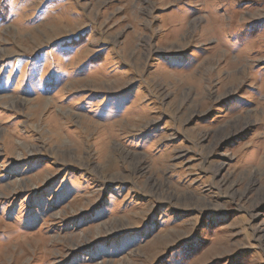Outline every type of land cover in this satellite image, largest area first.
Returning a JSON list of instances; mask_svg holds the SVG:
<instances>
[{"label": "rangeland", "instance_id": "1", "mask_svg": "<svg viewBox=\"0 0 264 264\" xmlns=\"http://www.w3.org/2000/svg\"><path fill=\"white\" fill-rule=\"evenodd\" d=\"M264 0H0V264H264Z\"/></svg>", "mask_w": 264, "mask_h": 264}, {"label": "crops", "instance_id": "2", "mask_svg": "<svg viewBox=\"0 0 264 264\" xmlns=\"http://www.w3.org/2000/svg\"><path fill=\"white\" fill-rule=\"evenodd\" d=\"M261 71H263L261 73V76H260L261 79L256 83L255 91H256V94L259 95L260 98L263 100V102H262L263 106H262V108L259 109V112H261V115H263L262 119L264 121V70H261ZM262 129L263 130H261V131L264 132V124H263V128ZM263 158H264V156H263Z\"/></svg>", "mask_w": 264, "mask_h": 264}]
</instances>
